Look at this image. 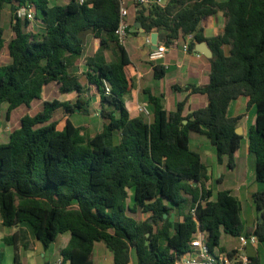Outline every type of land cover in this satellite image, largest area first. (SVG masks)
I'll list each match as a JSON object with an SVG mask.
<instances>
[{"label":"trees","instance_id":"trees-1","mask_svg":"<svg viewBox=\"0 0 264 264\" xmlns=\"http://www.w3.org/2000/svg\"><path fill=\"white\" fill-rule=\"evenodd\" d=\"M125 6L128 32L138 23L145 36L157 34V46L168 47L188 35L193 36L190 50L207 44V82L176 87L187 95H203L205 105L185 113L186 96L167 111L160 96L146 92L148 116H130L124 97L134 79L130 56L114 37L117 0H68L64 5L0 0V11L8 8L11 31L5 41L0 26V51L9 59L0 63V119L3 104L9 118L17 108L40 100L50 84L61 94H75L71 100L43 101L39 112L21 117L8 141L0 143L2 227L29 224L43 248L68 232L69 243L60 253L64 264H94L96 243L110 250L112 264H128L132 253V264H173L197 231L204 233L210 250L229 257L235 250L220 245L221 234H251L264 244V188L250 195L255 223L244 229L238 198L228 190L217 191L214 198L206 188L207 166L189 146L191 133L204 136L216 162L226 158L232 168L243 138L235 130L254 109L247 150L255 160L254 180L264 185V0ZM19 8L33 9L40 29L29 31L30 21L15 14ZM217 11L225 18L223 31L204 37L200 21ZM86 31L83 44L79 34ZM88 37L99 46L85 55ZM79 63L85 71L76 75ZM150 65L153 78H163L166 67ZM239 98L245 112L229 116V105ZM93 99L102 126L89 135L71 116H88ZM185 203L189 212L180 214ZM174 210L181 220H171Z\"/></svg>","mask_w":264,"mask_h":264},{"label":"crops","instance_id":"crops-1","mask_svg":"<svg viewBox=\"0 0 264 264\" xmlns=\"http://www.w3.org/2000/svg\"><path fill=\"white\" fill-rule=\"evenodd\" d=\"M225 21L222 20L219 13H215L209 17H204L200 21V28L202 30V35L204 37H213L218 34H221L223 31V26ZM34 23L31 25V30L33 31ZM134 28H131L128 32V38L125 43V48L131 59V67L129 71L134 79V88L133 90L124 97L125 105L129 111L131 117H137L139 114L135 111L134 107L136 104H146V92H150L153 95L160 96L162 99V103L164 108L167 111L173 110L177 102L183 100L187 96V103L185 108V113L189 111L195 110L197 108L203 107L206 103V99L203 95L194 94L187 95V92L177 91L176 87H179L182 90V87L188 84L200 85L204 84L208 80V72H209V57H205L201 54L200 57L195 56V52H197V48L199 43L194 44L192 52L190 51L188 54L182 51V47L184 44L183 39H179L174 42L172 45L166 47L167 52L163 59L157 61L159 64L166 67L167 71L174 67L177 74L174 75L172 73L171 79L169 81V85L174 91L178 93H182L181 100L170 99L168 100L161 90L158 83H154L155 81H163L167 79V75L163 76V78L159 80H155L152 75V68L150 62L147 59V55L149 50H151L150 46L145 43V39L149 36H145L143 34L142 29L137 23L133 24ZM35 26V25H34ZM37 28L40 29V25H37ZM130 31H135L136 34L133 36L130 35ZM8 38H5L7 41ZM151 40V39H150ZM158 41V36H157ZM179 43V45L177 44ZM206 44V43H205ZM207 46V44H206ZM208 48V46H207ZM97 49L95 47L94 51ZM1 50L0 54L2 53ZM130 51L133 53V57L130 54ZM193 56V57H192ZM173 58V60H169ZM191 59L195 60L192 61ZM85 71L84 66L79 63L77 68L73 71L76 75H81ZM71 94V93H69ZM74 94V93H73ZM68 95V94H64ZM75 97V94H74ZM73 97V98H74ZM73 98H65L64 100H71ZM60 100V101H64ZM95 103L97 106V102L95 99ZM94 106V105H93ZM134 110V113H132ZM245 112L244 99L239 98L238 100L233 101L228 107V115L236 116ZM255 118V110L251 109L245 116V118L241 121L240 127L242 129L243 138H246L245 134L249 126L254 123ZM201 136V135H200ZM199 140L195 141L197 148L199 149L201 146L199 145ZM210 143H204L202 148V153L197 151L204 164L207 166V176L209 177L206 182V188L211 189L213 191L214 184L218 182L224 181V174L219 172L218 166H224L229 171H235V159L237 157L238 151L234 154L233 158V166L229 168L227 166V159L223 158L221 163H217L215 159L214 150L209 145ZM190 146V139H189ZM247 148V147H246ZM240 149V148H239ZM194 150V149H192ZM245 156L248 159V164L246 165V170L248 172V177L242 179V185L249 186L250 184H254V170L253 174L251 173V167L254 169V156L253 159L248 152L246 151ZM205 158V159H204ZM250 168V171H249ZM238 182V180H235ZM236 191L242 192L244 187H236ZM264 188V185H259L258 190ZM224 190V189H223ZM257 190V191H258ZM219 191V190H218ZM247 193H249L247 191ZM253 193V192H252ZM214 194V193H213ZM239 200V199H238ZM181 220V219H179ZM254 223H255V214H254ZM254 223L251 227L254 226ZM3 228V229H2ZM11 239L12 243H6V239ZM70 234L68 232L58 234L55 240L48 246V248H43V246L35 239L33 230L31 226L27 223H20L15 227L4 228L1 225L0 218V264H52L57 261L59 258H62L60 253L63 249H65L69 243ZM236 243L231 248H227L225 245H220L225 248L226 251L234 250L237 247ZM251 250L247 252V248ZM96 248H100L102 255V263L101 264H112V253L103 243H96L93 248V258L95 264V254ZM259 248L264 249V244L258 243L255 247L247 246L243 251L239 252L240 256L247 257L251 261V264H261ZM131 260L128 264H132Z\"/></svg>","mask_w":264,"mask_h":264},{"label":"rangeland","instance_id":"rangeland-1","mask_svg":"<svg viewBox=\"0 0 264 264\" xmlns=\"http://www.w3.org/2000/svg\"><path fill=\"white\" fill-rule=\"evenodd\" d=\"M166 1L167 0H164V3ZM48 2L51 5H53V4L64 5L68 2V0H48ZM125 5H128L130 8L133 5V3L131 2V0H125ZM217 13H219V16H221L223 21H225V18L222 16V13L220 11H217ZM129 20L130 21L132 20V14L131 13L129 14ZM33 23L35 25V26L33 25L34 30H38L39 28H37V25H39V23L37 21H33L32 24ZM137 25H139V24L137 23ZM0 26L4 29L5 38H9L11 35V31L9 28V11H8L7 7H4L0 11ZM134 33H135V31H132V33L130 31L131 36H133ZM185 39H188V37H186ZM185 39H183L184 43L186 42ZM192 41H193V39H188V45H190ZM177 44L179 45V43H177ZM98 46H99V42L97 39H94L92 37H88V39L86 41L85 55L91 54L94 51L95 47H98ZM191 52H192V50H191ZM130 54L132 55V57L134 56L131 51H130ZM169 60H173V58L171 57V59H169ZM191 60L195 61L193 59H191ZM8 62H9V59H8L7 54L5 53V51H2V53L0 54V63L5 64ZM172 73L174 75L177 74L174 67L170 68L167 71V73H166L167 79L166 80L158 81V82L155 81L154 83H158V85L160 86L161 90L164 92V94L168 100H170V99L181 100L182 99V93L180 94L177 91H174L171 88V85L168 84L170 79H171ZM80 81L83 82V80H81V79H80ZM67 97L73 98L74 94L73 93L68 94V95L61 94L58 92L55 85L50 84L43 89L40 100H35L34 102H32L29 108L24 107V106L17 108L16 110H14L10 114L9 118H6L7 105L3 104L2 105V111H1V119H0V143H6L8 141L9 133L13 129L18 128L21 117H23L25 114L33 115V114L39 112L41 110L43 101H45V100L51 101L53 99L64 100ZM142 105H145V104H142ZM145 107L148 108L146 105H145ZM97 111L98 110H97V106L95 103V99H93L92 105L90 106V114L88 116L72 115L71 120L75 125L84 127L86 129L85 131H87V133L89 135H94L95 133H97L101 129V126H102V119L97 114ZM132 113H134V110ZM59 117H60L59 114H57L54 116V119L57 120V119H59ZM245 136H246V134H245ZM189 137H190L189 138L190 139V148L194 149V150H198L199 152L202 153L203 152L202 148L204 146L203 144L208 143V140L204 136H200V135L195 134V133H191ZM197 139H200L198 143L201 147L199 149L197 148L198 144H195V141ZM246 147H247V138H242L241 143H240V149H239V151L237 153V157L235 159V166H236L235 171L231 172L227 168L225 169L224 166H218L219 172L224 174V181L218 182L217 184H214V186H213L214 198H215V194L217 193L218 190L224 189V190H228L233 196H235L239 199L240 206H241L240 218L242 220L244 229L250 228L254 223L255 212H254V209L252 206L250 195L252 194V192L257 191L258 190L257 188L260 185L257 182H254V184H250L249 186L242 185V183H241L242 179L248 177V172L245 169L246 165L248 164V159L245 156H242V155L246 154V151H247ZM250 155L253 159V155L252 154H250ZM253 170L254 169L252 166L251 167V173L252 174H253ZM249 171H250V168H249ZM235 180H238V182H236ZM236 187H244V188H243L242 192H239V191H236V189H237ZM247 191L249 193H247ZM187 212H189V207L185 203L181 206L180 214H185ZM131 216H133L137 220L140 218V216L138 214H131ZM179 219H181V216H179L177 211H175V210L172 211L171 212V220L176 221ZM236 243H237L236 237H232V236L226 235V234H221V244L225 245L228 249L231 248ZM250 250L251 249L248 247L247 252H249ZM100 252H101L100 248H96L95 264H101L102 263V255ZM258 252L260 254L261 264H264V249L259 248ZM131 260H134L133 253L131 256Z\"/></svg>","mask_w":264,"mask_h":264},{"label":"built area","instance_id":"built-area-1","mask_svg":"<svg viewBox=\"0 0 264 264\" xmlns=\"http://www.w3.org/2000/svg\"><path fill=\"white\" fill-rule=\"evenodd\" d=\"M119 3V22L117 27L114 30V37L116 42L119 45L125 46V43L128 38V24L126 18L128 16V10L125 6V0H117ZM79 3H83L84 0H78ZM131 2L137 6H152L157 5L163 7L166 2L164 0H131ZM16 16L18 18H26L30 21L28 30L32 28V22L34 21V11L30 8H19L16 10ZM188 39H193L192 35L187 36ZM188 39H185V43L182 47V51L188 54L191 50L189 49ZM145 43L150 45V38L145 39ZM167 52V48L163 45L157 46L155 49H151L148 52L147 59L149 62H157L164 58ZM196 57H200L201 54L195 52ZM135 111L138 114H144L148 116V111L145 105L136 104L134 107ZM237 247L234 249L235 254L233 257H229L226 253L220 252L217 249L210 250L205 241L204 233L197 231L193 239L189 243L188 250L185 254L177 258L173 264H251V261L247 257L239 255V252L243 251L247 246L255 247L258 244V240L255 236L249 234L245 235L244 233L240 234L237 237ZM52 264H64L62 258H59Z\"/></svg>","mask_w":264,"mask_h":264},{"label":"water","instance_id":"water-1","mask_svg":"<svg viewBox=\"0 0 264 264\" xmlns=\"http://www.w3.org/2000/svg\"><path fill=\"white\" fill-rule=\"evenodd\" d=\"M140 26V25H139ZM89 31H86L84 32L83 34H79V37L82 39V42L83 44L85 43V37H86V34H88ZM150 48L151 49H155L156 48V45H157V34L156 33H152L151 36H150ZM197 52L204 55L205 57H211V52L210 50L207 48L205 42H201L199 43L198 45V48H197ZM183 123H186V121H183ZM235 132L238 134V135H241L242 133V129L241 127H238ZM166 217V215L164 216Z\"/></svg>","mask_w":264,"mask_h":264}]
</instances>
